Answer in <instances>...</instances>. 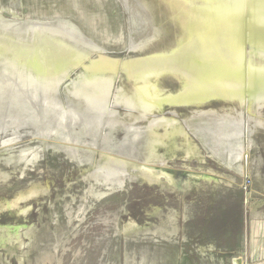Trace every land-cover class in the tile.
Masks as SVG:
<instances>
[{
  "label": "water",
  "instance_id": "obj_1",
  "mask_svg": "<svg viewBox=\"0 0 264 264\" xmlns=\"http://www.w3.org/2000/svg\"><path fill=\"white\" fill-rule=\"evenodd\" d=\"M264 190V0H0V177L45 156L89 175Z\"/></svg>",
  "mask_w": 264,
  "mask_h": 264
},
{
  "label": "rangeland",
  "instance_id": "obj_2",
  "mask_svg": "<svg viewBox=\"0 0 264 264\" xmlns=\"http://www.w3.org/2000/svg\"><path fill=\"white\" fill-rule=\"evenodd\" d=\"M238 156L223 191L192 194L41 155L0 177V264H264V190Z\"/></svg>",
  "mask_w": 264,
  "mask_h": 264
},
{
  "label": "bare ground",
  "instance_id": "obj_3",
  "mask_svg": "<svg viewBox=\"0 0 264 264\" xmlns=\"http://www.w3.org/2000/svg\"><path fill=\"white\" fill-rule=\"evenodd\" d=\"M238 157H239V156H238ZM237 159H238V158H237ZM229 161H230V160H229ZM229 161H228V162H229ZM102 177H103V176H102ZM119 178H120V177H119ZM117 180H118V179H117ZM120 180H121V179H120ZM107 190H108V189H107ZM238 263H239V262H238Z\"/></svg>",
  "mask_w": 264,
  "mask_h": 264
}]
</instances>
